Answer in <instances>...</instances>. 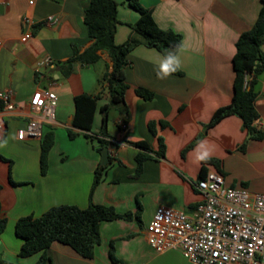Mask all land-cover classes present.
<instances>
[{
  "label": "crops",
  "instance_id": "0c3cea01",
  "mask_svg": "<svg viewBox=\"0 0 264 264\" xmlns=\"http://www.w3.org/2000/svg\"><path fill=\"white\" fill-rule=\"evenodd\" d=\"M88 1L0 0V91L12 89L18 112L7 118L0 130V143L7 141L0 147V215L6 218L5 230L0 234V261L35 264L40 256V252L18 255L21 240L15 235L14 223L19 217L39 216L59 204L83 208L91 201L110 205L117 212H138L140 221H102L100 242L91 259L55 241L45 250L47 264H188L179 249L161 253L151 249L146 226L159 205L190 214L200 201L195 182L201 166L214 169L212 164L194 162L201 141H207L212 149L211 159L220 161L225 184L264 192V134L261 139L250 138L236 115L204 127L215 109L230 103L235 42L241 32L252 26L261 0H139L151 10L160 28L181 36L175 51L182 61L181 73L157 78L165 56L142 43L127 54L126 111H108L110 162L93 188L100 152L95 138L84 137L71 124L73 97L78 93H99L91 127V133L99 136L98 107L109 98L106 84L99 83V77L106 68L111 69L110 56L106 50H98L95 62L76 63L66 76L56 66H43L35 72L37 61L49 57L55 63L63 62L71 56L73 44L79 51L91 44L83 15ZM116 1L119 22L114 40L120 44L131 33L129 24L137 20L138 13L125 0ZM49 15L54 22L43 21ZM27 29L31 35L22 41ZM138 86L153 92V97L145 100L137 96L134 88ZM39 87H48L57 95L55 120L43 130L53 132L44 173L40 172V140L16 137V130L27 122L29 98ZM254 89L259 113L255 126L264 133V71L257 77ZM121 119L126 124L124 131L119 125ZM151 122L155 124V134L149 130ZM68 128L78 134L70 138ZM158 137L165 145L164 156L144 160L141 172L134 177L138 148L133 141L145 140L151 149H156ZM241 144L243 149L238 148Z\"/></svg>",
  "mask_w": 264,
  "mask_h": 264
},
{
  "label": "trees",
  "instance_id": "16d2710c",
  "mask_svg": "<svg viewBox=\"0 0 264 264\" xmlns=\"http://www.w3.org/2000/svg\"><path fill=\"white\" fill-rule=\"evenodd\" d=\"M56 2L60 0H54ZM127 4L138 13L134 23L129 24L131 33L128 38L120 44L114 40L115 29L118 24L117 1L116 0H89L84 7V23L87 35L92 39L91 44L83 51H79L76 45H72L71 56L63 62H56L55 66L63 75H69L74 70V64L87 65L98 59V50H106L111 59V69L106 68L99 77V83L106 84L109 93L108 101L98 107L101 113L99 133H91L93 116L97 109L99 93H78L73 97L74 113L71 124L82 132L88 139L97 140V150L109 147L106 139L108 136L107 114L111 108L119 112L126 111L124 94L129 87L124 80V68L128 65L127 54L137 44H144L159 50L164 56L169 52H175L181 44V36L170 30L160 28L154 21L151 10L144 8L139 0H125ZM264 0H261L256 19L252 26L241 32L235 42V51L231 58L233 69L232 95L230 103L218 107L212 113L205 129L215 125L223 117L236 115L241 119L242 126L250 138L261 139L263 131L255 126L259 113L255 107L256 92L254 89L257 77L264 71ZM178 70L176 74H180ZM249 76L247 84L244 79ZM137 96L148 100L153 97V92L143 87L134 88ZM2 103L0 101V108ZM155 124L149 123L148 127L155 134ZM164 126V122H160ZM67 134L73 138L78 132L68 128ZM53 144V132L51 129L43 133L40 139L39 163L40 172L44 173L47 167V154ZM138 148L135 154L134 177L142 170L144 160L164 156L165 145L163 139L157 138V148L151 149L145 140H137L132 143ZM188 145L186 149L190 148ZM243 149L244 144L238 146ZM110 157L105 165H98L94 170L92 188L101 180L102 174L108 167ZM219 160L210 159L206 163L212 164L213 168L224 175L220 168ZM207 167L202 165L199 177ZM91 188V190H92ZM138 210L140 209L137 203ZM1 210V205H0ZM1 212V211H0ZM124 219L140 221L138 212H117L114 207L104 204L89 202L86 207L73 204H59L51 206L39 216L26 215L19 217L14 223L15 235L21 240L18 255L29 256L40 252L35 264H47L49 257L45 250L53 242H59L69 246L76 254L83 258L91 259L94 256L95 247L100 242L99 227L102 221ZM6 218L0 215V234L5 230ZM112 257V255H111ZM0 264H13L8 261H0Z\"/></svg>",
  "mask_w": 264,
  "mask_h": 264
},
{
  "label": "built area",
  "instance_id": "2783aa9c",
  "mask_svg": "<svg viewBox=\"0 0 264 264\" xmlns=\"http://www.w3.org/2000/svg\"><path fill=\"white\" fill-rule=\"evenodd\" d=\"M25 21H29L25 19ZM44 22H54L49 15ZM31 35L24 31L21 40ZM55 67L46 57L36 62L40 67ZM249 76L244 79L247 84ZM0 130L6 119L18 114L10 87L0 91ZM56 93L48 87L35 89L28 101V119L16 130L19 140H40L43 126L55 120ZM122 131L126 124L121 119ZM113 153V149H109ZM201 199L190 214L180 209L159 205L146 226L148 245L157 253L179 249L188 264H264V192L244 186L225 184L222 174L207 169L195 182Z\"/></svg>",
  "mask_w": 264,
  "mask_h": 264
},
{
  "label": "clouds",
  "instance_id": "9594fccd",
  "mask_svg": "<svg viewBox=\"0 0 264 264\" xmlns=\"http://www.w3.org/2000/svg\"><path fill=\"white\" fill-rule=\"evenodd\" d=\"M182 66L180 56L176 52H169L161 61L158 71L157 78L166 79L172 74L176 73ZM7 141L0 143V147L6 146ZM207 141H201L196 151L195 163L206 162L213 156V151L208 146Z\"/></svg>",
  "mask_w": 264,
  "mask_h": 264
},
{
  "label": "water",
  "instance_id": "95a60500",
  "mask_svg": "<svg viewBox=\"0 0 264 264\" xmlns=\"http://www.w3.org/2000/svg\"><path fill=\"white\" fill-rule=\"evenodd\" d=\"M99 152H100L99 164L105 165L108 161V149H107V147L100 148Z\"/></svg>",
  "mask_w": 264,
  "mask_h": 264
},
{
  "label": "rangeland",
  "instance_id": "374dc122",
  "mask_svg": "<svg viewBox=\"0 0 264 264\" xmlns=\"http://www.w3.org/2000/svg\"><path fill=\"white\" fill-rule=\"evenodd\" d=\"M115 109H116V108L113 107V108H111L109 111L112 112V111H115ZM46 127H47V125H44V126H43V130H45ZM138 222H139V221H138Z\"/></svg>",
  "mask_w": 264,
  "mask_h": 264
}]
</instances>
